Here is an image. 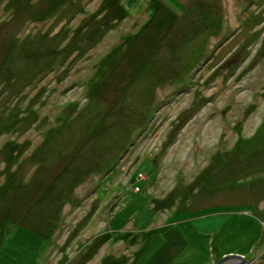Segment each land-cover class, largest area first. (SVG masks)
Segmentation results:
<instances>
[{"label":"rangeland","instance_id":"obj_1","mask_svg":"<svg viewBox=\"0 0 264 264\" xmlns=\"http://www.w3.org/2000/svg\"><path fill=\"white\" fill-rule=\"evenodd\" d=\"M259 216L264 0H0V264H264Z\"/></svg>","mask_w":264,"mask_h":264},{"label":"water","instance_id":"obj_2","mask_svg":"<svg viewBox=\"0 0 264 264\" xmlns=\"http://www.w3.org/2000/svg\"><path fill=\"white\" fill-rule=\"evenodd\" d=\"M216 264H252V263L250 261L246 260L242 256L235 255V256L224 257L223 259H221Z\"/></svg>","mask_w":264,"mask_h":264},{"label":"trees","instance_id":"obj_3","mask_svg":"<svg viewBox=\"0 0 264 264\" xmlns=\"http://www.w3.org/2000/svg\"><path fill=\"white\" fill-rule=\"evenodd\" d=\"M164 15V14H163ZM157 25V24H156ZM96 93V95L98 94V90H97V88H95L94 90H93V93L92 94H95ZM104 94V93H103ZM138 175L136 176V179L138 180ZM137 182V181H136ZM137 186V185H136ZM9 221V220H8ZM10 226H8V224H7V229L9 228Z\"/></svg>","mask_w":264,"mask_h":264},{"label":"crops","instance_id":"obj_4","mask_svg":"<svg viewBox=\"0 0 264 264\" xmlns=\"http://www.w3.org/2000/svg\"><path fill=\"white\" fill-rule=\"evenodd\" d=\"M260 217V216H259ZM264 217H260V219H263ZM154 261V260H153ZM157 262H154L153 264H156ZM150 264H152V262L150 263ZM161 264V263H160ZM209 264H213V262H211L210 261V263Z\"/></svg>","mask_w":264,"mask_h":264},{"label":"bare ground","instance_id":"obj_5","mask_svg":"<svg viewBox=\"0 0 264 264\" xmlns=\"http://www.w3.org/2000/svg\"><path fill=\"white\" fill-rule=\"evenodd\" d=\"M161 263V260H158L156 264H160Z\"/></svg>","mask_w":264,"mask_h":264}]
</instances>
